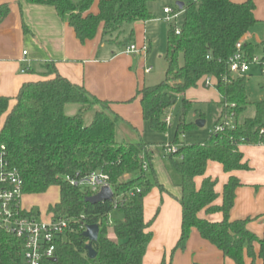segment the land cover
Masks as SVG:
<instances>
[{
	"label": "trees",
	"instance_id": "trees-1",
	"mask_svg": "<svg viewBox=\"0 0 264 264\" xmlns=\"http://www.w3.org/2000/svg\"><path fill=\"white\" fill-rule=\"evenodd\" d=\"M151 1L154 0H99L97 13L92 14L89 10L94 0H24L53 7L80 42L93 39L101 29V42L123 50L134 38L133 31L121 38L124 28L154 17L148 7ZM254 8L253 0H187L182 9L178 8L183 12L179 32L175 33L172 25L167 31L164 78L136 91L143 120L153 131L164 133L167 113L176 96L195 88L205 77L213 79L221 98L215 126L224 128L212 131L200 143L181 142L178 136L185 129L197 128L195 122H187L189 112H197L195 103L183 99L174 138L162 145L179 175L176 185L181 189L180 196L175 197L181 206V226L173 251L184 250L196 230L234 264H244L245 256L251 259V264L256 258L264 264V231L258 237L247 229L250 218H229L235 190L241 185L239 179L230 175L218 194L217 178L206 172L209 162L220 164L225 173L245 170L248 167L239 145L264 143V136L259 135L264 125V99L254 103L253 117L238 122L239 114L249 103L246 76H232L228 69L236 43L256 22ZM8 13L9 6L0 5V22ZM261 46L260 62L264 64V40ZM241 50L249 61L254 57L255 45L243 43ZM43 67L42 79L23 83L14 97L0 96V146L5 147L8 164L20 176L23 195L44 193L51 186L60 189V201L49 207L48 213L54 218L70 219L71 224L56 241V264H142L152 239L149 228L159 210L150 221H145L144 198L154 186L165 191L154 177L149 145L142 140L117 141L116 124L121 118L110 110L109 102L61 76L53 64L46 63ZM12 100L14 104L9 108ZM69 104L78 106L74 115L65 113ZM92 109L91 120L87 122L85 115ZM203 118L200 113L199 119ZM229 120L234 123L233 128L224 125ZM167 145L175 146V150L167 153ZM148 170L154 182L147 176ZM91 171L108 175L114 193L110 201L87 203L90 190L63 180L65 175ZM197 178H201L199 187ZM219 196L221 201L216 204ZM30 213L37 217L32 210ZM201 213H220L221 219L211 221ZM91 224L99 227L98 238L92 243L94 258L88 257L89 241L82 236L83 227ZM109 227L115 239L108 237ZM21 244V240L0 229V264H21Z\"/></svg>",
	"mask_w": 264,
	"mask_h": 264
},
{
	"label": "crops",
	"instance_id": "crops-1",
	"mask_svg": "<svg viewBox=\"0 0 264 264\" xmlns=\"http://www.w3.org/2000/svg\"><path fill=\"white\" fill-rule=\"evenodd\" d=\"M98 1L94 0L90 13H97ZM253 2L256 22L242 40L243 43L255 45V52L259 51L262 57L264 0H253ZM2 4L9 6V13L0 22V96L14 97L23 83L42 79L45 71L43 65L51 63L61 76L83 86L92 96L109 102L110 110L121 118L116 124L117 141L142 140L145 131L150 127L143 120L140 99L136 96V91L144 85H151L148 76L152 72V66H148L147 61L158 34L162 35V24L165 23L163 9L158 17L153 14L154 17L148 21H139L124 28L121 38L133 31L134 38L131 43L139 48L143 45L147 47L145 53L127 54L117 45L101 42V29L93 39L80 42L73 29L51 6L29 4L24 0H0V5ZM168 28H166V38ZM253 65L257 66L264 75V66L260 62ZM146 68H150L148 73L145 72ZM251 72L250 64L246 74L250 75ZM262 99L264 97L260 98ZM13 104L14 100L10 102L9 108ZM77 110L78 108L73 107L72 112H69L70 115H74ZM91 117L92 114L87 122H90ZM1 119L2 123L4 115ZM127 129L131 134L127 133ZM238 149L243 155L247 169L230 174L225 173L220 164L209 162L206 174L217 178L215 190L218 194L221 193L230 175L239 179L241 185L235 190L234 205L230 210L229 218L230 220L250 218L247 229L261 237L264 231V145L240 144ZM200 183L201 178H197L196 186L199 187ZM168 187L165 185V193L160 195L157 190H151L149 199H145V221L151 220L156 210H159L149 229L152 239L147 245L142 264L162 262L168 264V256H171V262L179 251L172 250L180 234L181 206L175 197L180 196L181 189L177 186L176 190H170ZM160 198L162 203L156 208ZM220 201L219 196L215 203L219 204ZM201 216L211 221L221 219L220 213L208 215L201 213ZM188 246L198 247V250L202 247L204 251L208 249L213 253L215 251L211 248H214L219 254L218 264H234L231 259L223 257L216 247L203 240L196 230L192 231L186 248ZM254 248L257 252L256 243ZM244 264H251V259L245 256ZM254 264H262V261L256 258Z\"/></svg>",
	"mask_w": 264,
	"mask_h": 264
},
{
	"label": "rangeland",
	"instance_id": "rangeland-1",
	"mask_svg": "<svg viewBox=\"0 0 264 264\" xmlns=\"http://www.w3.org/2000/svg\"><path fill=\"white\" fill-rule=\"evenodd\" d=\"M186 1L187 0H154L149 3L148 7L152 13L158 17L160 16L165 5L171 6V8L178 12V17L174 20V23L179 27L183 20V12L177 8L176 3H185ZM169 26L170 24L167 22L162 24V35L159 36L158 34V39L155 41V45L153 44L152 51L147 61L148 66H152V72L148 76L149 83L151 85L157 84L164 78L167 67V62L165 59L166 28ZM254 57H256L258 61L261 60L259 51L254 53ZM251 65V74L245 75L246 93L250 103H248L245 109L239 114L237 119L238 122L243 121L245 118L253 117L255 115V106L253 102L264 97V75L261 73V71H259L257 66L253 65V63H251ZM205 80L206 78L199 81L195 88L188 89L183 95L176 96L175 104L167 113L168 125L164 133H158L148 128L145 131L144 136H142V141L149 145V149L152 153L151 164L152 169L155 172L154 177H156L157 181L164 188L166 185L167 187L169 186L168 188L170 190H176V182L179 180V175L170 165L168 158L163 151L162 145L171 142L174 138L176 125L178 124L182 115L183 99L195 103L194 109L197 110V112L193 110L189 112L187 115V122H195L197 119H199V114L203 113L205 124L200 128L197 127L193 129H185L183 133L178 136L179 140L185 144L200 143L203 142L212 131H214L216 120L220 115L221 106L219 105V102L221 98L214 88L213 83L211 86H205ZM67 107L66 113L69 115L71 114L69 112H72L71 109L73 107L78 108L76 104H69ZM94 108L97 107L95 106ZM93 110L94 109L86 113V121L93 113ZM126 131L127 133H130L129 129ZM147 176L154 182V177L151 170L147 171ZM153 189L157 190L159 195L160 193H165L164 191L161 192L157 186H154L151 190ZM148 195L149 193L144 198V202L145 199L149 197ZM59 201L60 189L58 186H51L44 193L40 194H24L20 199L22 208L27 210L31 209L35 214H37L38 220H48V217L50 216V213H48L49 207L54 206L55 204L59 203ZM161 203L162 199L160 198L156 208H158ZM152 225L153 221L150 228ZM107 235L109 238L115 239L111 227H109ZM211 249H213L215 252L213 253L212 250L209 251L208 249L204 251L202 247H199L198 250V247L191 248L188 246L186 250L177 251L176 256H173L174 259L172 258L171 262L172 264H218L220 261L219 254L216 252V249ZM170 258L171 256H168V264H171Z\"/></svg>",
	"mask_w": 264,
	"mask_h": 264
},
{
	"label": "built area",
	"instance_id": "built-area-1",
	"mask_svg": "<svg viewBox=\"0 0 264 264\" xmlns=\"http://www.w3.org/2000/svg\"><path fill=\"white\" fill-rule=\"evenodd\" d=\"M197 1V0H192ZM163 20L174 27L175 33L179 32L174 20L178 17V12L171 7L163 8ZM242 38L236 43L234 53L228 59V69L232 76L245 75L251 63H259L256 57L246 60L241 50ZM145 45L140 48L134 44H129L124 52L145 53ZM26 52H23L25 54ZM261 63V62H260ZM262 64V63H261ZM264 66V64H262ZM150 68H146L148 73ZM205 86H211L213 79L205 77ZM168 124V117L166 118ZM225 126L233 128L232 120L224 123ZM223 125H216L214 131H220ZM259 135L264 136V125L259 129ZM262 144L264 143H257ZM166 152L175 150V146H166ZM63 180L70 185L90 190L91 195L98 193L102 188L108 186L109 177L100 171L88 173H75L73 176L65 175ZM139 191V190H137ZM21 179L15 168L10 167L5 155V147L0 146V229L13 235L22 241L20 248L21 264H56V241L62 237L70 228L71 221L67 218H54L52 215L48 220H38L30 213V210L23 209L20 203L22 196ZM114 196V193H113ZM30 213V214H29ZM86 227H83L85 231Z\"/></svg>",
	"mask_w": 264,
	"mask_h": 264
},
{
	"label": "water",
	"instance_id": "water-1",
	"mask_svg": "<svg viewBox=\"0 0 264 264\" xmlns=\"http://www.w3.org/2000/svg\"><path fill=\"white\" fill-rule=\"evenodd\" d=\"M179 9H182L183 3H176ZM205 124L204 119H197L195 125L197 127H203ZM113 198V192L110 187L106 186L102 188L98 193L86 197L85 201L90 204L101 203L104 201H110ZM99 227L96 224L87 225L85 231L82 232V236L85 237L89 242L86 245L87 255L89 258L96 256L95 250L92 248V243L98 238Z\"/></svg>",
	"mask_w": 264,
	"mask_h": 264
}]
</instances>
